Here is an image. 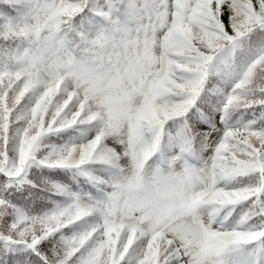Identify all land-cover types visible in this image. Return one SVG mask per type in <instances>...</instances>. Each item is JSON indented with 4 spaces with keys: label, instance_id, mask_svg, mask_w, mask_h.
Returning <instances> with one entry per match:
<instances>
[{
    "label": "snow or ice",
    "instance_id": "snow-or-ice-1",
    "mask_svg": "<svg viewBox=\"0 0 264 264\" xmlns=\"http://www.w3.org/2000/svg\"><path fill=\"white\" fill-rule=\"evenodd\" d=\"M0 264H264V0H0Z\"/></svg>",
    "mask_w": 264,
    "mask_h": 264
}]
</instances>
